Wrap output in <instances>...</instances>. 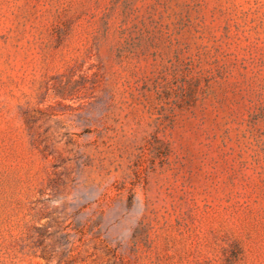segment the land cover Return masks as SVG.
<instances>
[{"label": "rangeland", "instance_id": "1", "mask_svg": "<svg viewBox=\"0 0 264 264\" xmlns=\"http://www.w3.org/2000/svg\"><path fill=\"white\" fill-rule=\"evenodd\" d=\"M0 264H264V0H0Z\"/></svg>", "mask_w": 264, "mask_h": 264}]
</instances>
